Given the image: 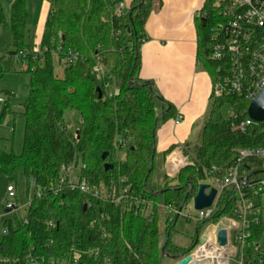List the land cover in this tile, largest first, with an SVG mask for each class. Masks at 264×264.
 I'll list each match as a JSON object with an SVG mask.
<instances>
[{"label": "trees", "instance_id": "obj_1", "mask_svg": "<svg viewBox=\"0 0 264 264\" xmlns=\"http://www.w3.org/2000/svg\"><path fill=\"white\" fill-rule=\"evenodd\" d=\"M46 1L50 7L40 41L42 54L33 59L30 53L25 58L16 57L20 50L32 51L26 42V36L32 35L26 0L12 1L10 23L0 0V25L9 29L13 37L9 49L0 52V96L6 97L0 104L1 120L16 115L10 102L14 95L1 87L5 76L18 72L17 63L27 61L25 72L31 77L22 113L23 150L20 154L7 150L0 138V177L16 184L22 171L28 185L33 180L36 187L46 186L58 180L62 165L78 158L85 164L84 176L92 183L118 181L120 176H126L135 196L154 203V213L149 220L140 209L138 213L134 209L126 211L81 192L34 198L27 223L11 217L3 222L8 232L0 238V264H30V256L68 258L75 249L83 253L79 264H162V256L176 264L193 252L201 233L197 231L189 247L178 246L171 238L176 223L173 221L166 225L161 244L158 204L184 207L198 193L205 167L218 165L226 170L240 150L264 148V122L247 125L244 130L237 128L250 118V101L241 96L211 94L200 143L194 152L189 150V143L182 148L189 164L174 177L165 175L164 186L157 188L153 184L157 128L177 113L174 104L159 94L151 81L149 85L140 77V48L148 40L145 24L161 2L133 0L128 8L119 11L122 0ZM218 12L215 0H205L201 17L196 18L197 60L213 83L220 78V62L211 60V26L220 18ZM70 48L79 51L84 59L66 67L60 77L55 72V56L61 59ZM98 59L108 70L112 92L92 72ZM98 87L102 89L101 98ZM226 103L232 106L233 115L229 118L222 115ZM67 110L80 115V127L75 133L66 125ZM176 147L172 145L163 152L162 158ZM106 163L113 168L106 170ZM241 168L251 178L258 177L262 173L255 172L264 171V159L245 158ZM161 190L164 192L158 195ZM233 192V188L226 189L214 215L199 223L208 225L231 214L229 197ZM251 231L244 249L245 264H264V249L258 248L264 233L263 219ZM91 249H98L99 253H85Z\"/></svg>", "mask_w": 264, "mask_h": 264}, {"label": "built area", "instance_id": "obj_2", "mask_svg": "<svg viewBox=\"0 0 264 264\" xmlns=\"http://www.w3.org/2000/svg\"><path fill=\"white\" fill-rule=\"evenodd\" d=\"M215 7L219 8L220 18L211 26V60L220 62L218 67L220 78L213 83L212 95L241 96L251 102L264 88V0H215ZM124 8V4L120 2L118 10ZM198 16L201 17L200 12ZM29 53L33 55V59H36L38 54H42L40 44H37L32 51L20 50L16 57L25 58ZM83 59L79 51L70 48L61 59H58V62L66 68ZM22 65L25 70L28 68L27 61H24ZM92 72L98 82L112 92L108 70L99 59L93 66ZM118 92L116 89L115 94ZM4 101L5 97L0 96V104ZM182 119L183 117L177 114L175 123L180 124ZM258 123L261 122L249 118L237 128L244 130L247 125ZM173 151L168 158L170 165L168 176L170 177H174L180 169L189 164L188 157L182 151L181 156L177 154L181 160L180 164L174 166ZM254 157L264 159V148L252 147L240 150L235 162L226 170L218 165L204 168L205 178L201 183L209 185L206 193L209 194L212 188L217 190L216 197L209 207L196 209L194 198L180 208L172 203L158 204L159 211L165 212L169 223L176 222L180 216L200 222L214 215L218 201L226 189H234L229 197L232 205L231 214L207 225L201 236L205 237L204 242L199 239L198 245L190 253L193 257L192 261L200 264H232L233 261L236 264H245L244 249L251 237V228L259 224L262 219L258 200L264 194V175L251 178L250 174L241 168L243 159ZM84 169L85 164L78 158H74L62 165L60 176L55 183L36 187L31 180L28 196L22 205L18 202L16 185L9 184L6 200L2 204L4 211L0 210V220L5 221L11 214L12 220L19 219L27 223V214L34 198H41L48 194L58 196L64 192H81L92 199L118 205L126 211L134 209L138 213L140 209L146 218L152 220L154 203L135 196L126 176H120L118 181L92 183L84 176ZM87 206H90V203ZM192 209L197 212L194 213ZM221 229L227 231L226 245H222L219 241ZM7 232V226L2 225L0 233L3 235ZM258 248L264 249V233ZM199 251H201L200 254ZM85 253L97 255L99 250L91 249ZM82 254V251L75 249L68 258L30 256L29 263L79 264Z\"/></svg>", "mask_w": 264, "mask_h": 264}, {"label": "crops", "instance_id": "obj_3", "mask_svg": "<svg viewBox=\"0 0 264 264\" xmlns=\"http://www.w3.org/2000/svg\"><path fill=\"white\" fill-rule=\"evenodd\" d=\"M44 1L48 15L50 5ZM132 1L122 0V3L128 8ZM155 1L161 2V6L153 10L145 24L148 40L140 48V77L151 81L183 117L180 124L175 123V117L159 124L157 156H162L172 145L177 146L173 152L181 156L182 148L188 143L191 146L196 131L202 129L211 102L212 78L197 60L196 18L205 0ZM169 156L163 158L165 175H169Z\"/></svg>", "mask_w": 264, "mask_h": 264}, {"label": "rangeland", "instance_id": "obj_4", "mask_svg": "<svg viewBox=\"0 0 264 264\" xmlns=\"http://www.w3.org/2000/svg\"><path fill=\"white\" fill-rule=\"evenodd\" d=\"M12 1L13 0H2L6 20L9 23L11 21ZM26 3L28 10V27L32 31V35L26 36V42L32 47V49H34L37 44H40L42 31L46 21L47 4L44 0H26ZM12 43L13 37L9 29L4 27V25H0V52L7 51ZM16 68L18 72L6 75L1 83V87L3 89L14 95L10 102L12 109L16 112V115H9L3 120L0 119V138H2V147L20 154L23 150L25 132V118L22 116L24 111L23 104L28 97L31 77L29 73L25 72L21 63H17ZM64 70L65 67L59 64L58 58L55 56V72L60 77H63ZM222 115L224 118H229L233 115L230 103H226L222 107ZM65 122L68 130L75 133V131L80 127L79 113L74 110H67L65 112ZM200 132L201 130L196 131L193 140L190 142L191 146L189 147V150L192 152L195 151L196 146L200 143ZM121 157H123V153L121 154ZM165 173L166 166L163 162V158L162 156H157L156 168L153 174V184L159 189H161L165 184ZM261 175H264V173ZM8 185L9 180L5 176L0 177V210L2 211H4L2 204L5 202L7 197ZM15 185L18 194V202L22 205L25 203L29 191V185L26 182V177L22 171L19 172ZM258 203L261 209L264 224V194L260 197ZM185 209L188 210L187 207H185ZM193 212L196 213L197 211L193 210ZM7 217L12 216L10 214ZM158 219L159 232L162 239L161 244H163L166 236V225L169 224V222L165 212H162L161 210L159 211ZM3 222L4 220H0V231L2 229ZM206 227L207 225H202L195 220H188L187 218L180 216L171 232L172 242L178 246L187 248L194 241L197 231L199 230L202 236ZM1 236L2 234L0 233V238ZM162 264L175 263L167 256H162ZM232 264H236V262L233 261Z\"/></svg>", "mask_w": 264, "mask_h": 264}, {"label": "water", "instance_id": "obj_5", "mask_svg": "<svg viewBox=\"0 0 264 264\" xmlns=\"http://www.w3.org/2000/svg\"><path fill=\"white\" fill-rule=\"evenodd\" d=\"M149 85H151V82H148ZM97 91L99 92V97H102V89L101 87L97 88ZM248 115L249 117L256 121V122H264V88L263 90L256 96V98L250 102V105L248 107ZM107 156V154H103V159H105ZM113 165L110 163H106L105 164V169L109 170L112 169ZM264 173V171L261 172H255V174H261ZM209 188L208 184L205 183H201L198 193L196 194V196L194 197V203H195V208L196 209H204L206 207H209L212 205L216 194H217V190L215 188H212L210 193L207 194L206 190ZM162 192H164V190L158 191L157 194H161ZM87 206H85L86 208ZM168 240V238L166 239V241ZM205 237H201L200 241L204 242ZM219 241L222 245H226L227 244V231L225 229H221L219 231ZM165 247L166 244L163 245V252H165ZM174 258V256H172ZM193 257L192 255H187L184 258L178 260L176 262V264H200L197 262L192 261Z\"/></svg>", "mask_w": 264, "mask_h": 264}, {"label": "bare ground", "instance_id": "obj_6", "mask_svg": "<svg viewBox=\"0 0 264 264\" xmlns=\"http://www.w3.org/2000/svg\"><path fill=\"white\" fill-rule=\"evenodd\" d=\"M177 153H174V155L172 156V162H174V166H178L180 163V158L177 157ZM201 253V251H199V254Z\"/></svg>", "mask_w": 264, "mask_h": 264}]
</instances>
